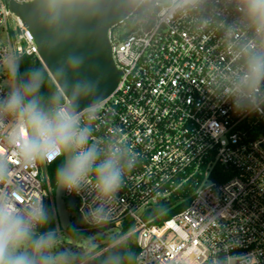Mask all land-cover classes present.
Segmentation results:
<instances>
[{
    "label": "built area",
    "instance_id": "built-area-1",
    "mask_svg": "<svg viewBox=\"0 0 264 264\" xmlns=\"http://www.w3.org/2000/svg\"><path fill=\"white\" fill-rule=\"evenodd\" d=\"M108 39L121 77L92 119L81 110L82 122L93 139L126 147L135 164L115 197L103 201V219L90 215L102 202L91 181L78 194L64 191L84 222L72 226L133 222L134 264H222L249 255L264 264V83L241 95L246 52L264 49V34L246 20L242 0H198L175 12L170 0H140ZM31 56L39 58L34 35L10 1L0 0V67ZM3 78L0 98L9 93ZM15 132L14 119L0 117V156L8 166L0 193L20 208L47 205L49 164L22 163ZM162 206L181 209L161 224L145 220ZM58 234L64 236L61 228Z\"/></svg>",
    "mask_w": 264,
    "mask_h": 264
},
{
    "label": "clouds",
    "instance_id": "clouds-1",
    "mask_svg": "<svg viewBox=\"0 0 264 264\" xmlns=\"http://www.w3.org/2000/svg\"><path fill=\"white\" fill-rule=\"evenodd\" d=\"M79 2L45 0L50 21L55 23ZM197 3L198 0H170L174 12L188 10ZM242 10L255 31L264 34V0H242ZM69 62L77 64L80 59L70 57ZM245 64L241 95L245 90L248 94L255 93L264 83V49L247 50ZM54 71L65 81L63 91L43 97L40 94L43 73L33 70L28 73L27 80L0 98V117L7 115L14 119V146L22 163L51 164L59 160L56 183L70 194H78L91 181L102 202L91 210L90 215L103 219V201L120 191L124 176L134 167L135 159L123 145L93 139V128L82 122L80 102L95 96L98 83L88 80L69 83L63 64ZM233 106L237 112L243 110L240 97L233 101ZM98 107L97 100L84 109L89 119ZM7 174V158L0 156V182ZM50 222L49 209L42 200L20 208L11 195L0 193V264H72L70 252L54 250L57 229L48 228ZM222 264H258V261L251 255L228 256Z\"/></svg>",
    "mask_w": 264,
    "mask_h": 264
},
{
    "label": "water",
    "instance_id": "water-1",
    "mask_svg": "<svg viewBox=\"0 0 264 264\" xmlns=\"http://www.w3.org/2000/svg\"><path fill=\"white\" fill-rule=\"evenodd\" d=\"M9 1L11 10L34 35L40 61L60 91L64 90L65 81L57 77L54 70L62 64L68 72L69 83L76 80L98 83L95 96L81 100L80 111L97 100L102 101L114 91L121 71L113 60L108 32L140 0H80L55 23L49 19L45 0H33L23 5ZM70 57H78L80 63H70ZM54 203L60 228L71 241L70 246H75L77 241L69 233V228L72 224L84 226L80 214L75 211L76 199L64 197V190L57 185Z\"/></svg>",
    "mask_w": 264,
    "mask_h": 264
},
{
    "label": "trees",
    "instance_id": "trees-1",
    "mask_svg": "<svg viewBox=\"0 0 264 264\" xmlns=\"http://www.w3.org/2000/svg\"><path fill=\"white\" fill-rule=\"evenodd\" d=\"M17 73L21 81H25L28 79V73L33 70H39L43 73L44 82L40 89V94L47 98L57 92H60L58 87L56 86L53 79L50 77L49 73L43 66L42 62L38 57H24L17 62L16 65ZM60 161H54L47 167V189L49 192V199L47 202V207L49 209L50 216V224L47 226L48 228H55L58 231L60 230V225L55 209L54 203V194L57 187L55 172L59 165ZM220 171V169H219ZM225 178L222 176L216 178L218 181H223ZM52 203V204H51ZM181 207L176 209H169L168 206L157 207L148 210L145 215V220H152V224H161L164 220L168 219L172 215H174L177 211H179ZM134 223L127 221L122 226V234L128 233L134 229ZM105 229L95 230L96 232ZM69 233L73 236V238L78 241L80 240L86 233L77 232L75 227H71L69 229ZM134 236V235H133ZM132 237L125 239L122 242H119L107 250L100 253L98 256L94 257L90 261L85 264H134L135 256L137 253V245H136V237L135 239ZM115 257V258H114ZM76 264V263H72Z\"/></svg>",
    "mask_w": 264,
    "mask_h": 264
},
{
    "label": "rangeland",
    "instance_id": "rangeland-1",
    "mask_svg": "<svg viewBox=\"0 0 264 264\" xmlns=\"http://www.w3.org/2000/svg\"><path fill=\"white\" fill-rule=\"evenodd\" d=\"M16 65L17 62L8 61L0 67V73L4 76L3 83L8 91L22 82L17 73ZM122 226L98 232L95 230L77 231L86 234L76 242L75 246H70L71 241L65 236L58 234L54 250L57 252H70L72 254V263L85 264L111 246L133 235L135 239L136 235L132 231L122 234Z\"/></svg>",
    "mask_w": 264,
    "mask_h": 264
},
{
    "label": "flooded vegetation",
    "instance_id": "flooded-vegetation-1",
    "mask_svg": "<svg viewBox=\"0 0 264 264\" xmlns=\"http://www.w3.org/2000/svg\"><path fill=\"white\" fill-rule=\"evenodd\" d=\"M71 227H72V225H71Z\"/></svg>",
    "mask_w": 264,
    "mask_h": 264
}]
</instances>
